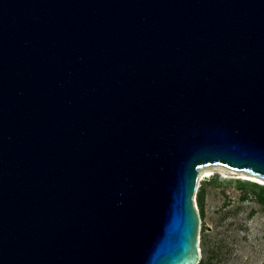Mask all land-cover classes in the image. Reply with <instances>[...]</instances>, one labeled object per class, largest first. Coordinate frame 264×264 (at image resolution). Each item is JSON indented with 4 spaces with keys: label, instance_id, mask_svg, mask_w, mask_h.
I'll return each mask as SVG.
<instances>
[{
    "label": "water",
    "instance_id": "95a60500",
    "mask_svg": "<svg viewBox=\"0 0 264 264\" xmlns=\"http://www.w3.org/2000/svg\"><path fill=\"white\" fill-rule=\"evenodd\" d=\"M211 165L264 178V0H0V264H198Z\"/></svg>",
    "mask_w": 264,
    "mask_h": 264
},
{
    "label": "rangeland",
    "instance_id": "374dc122",
    "mask_svg": "<svg viewBox=\"0 0 264 264\" xmlns=\"http://www.w3.org/2000/svg\"><path fill=\"white\" fill-rule=\"evenodd\" d=\"M230 170L211 165L198 178V264H264V183Z\"/></svg>",
    "mask_w": 264,
    "mask_h": 264
},
{
    "label": "bare ground",
    "instance_id": "6f19581e",
    "mask_svg": "<svg viewBox=\"0 0 264 264\" xmlns=\"http://www.w3.org/2000/svg\"><path fill=\"white\" fill-rule=\"evenodd\" d=\"M208 167H210V166H208ZM208 167H205V168H208ZM205 168H203V169H205ZM203 169H200L199 170V177L201 178L202 177V173L204 172V171H206L207 172V170H204L203 171ZM230 172H231V170H230ZM233 172V171H232ZM239 172H243V171H239ZM234 173V172H233ZM243 174H245L249 179H254V180H257V181H259L260 182V184L262 183H264V178H261V177H257V176H254V175H249V174H246V173H244L243 172ZM250 182V181H249ZM256 184V183H255Z\"/></svg>",
    "mask_w": 264,
    "mask_h": 264
},
{
    "label": "clouds",
    "instance_id": "9594fccd",
    "mask_svg": "<svg viewBox=\"0 0 264 264\" xmlns=\"http://www.w3.org/2000/svg\"><path fill=\"white\" fill-rule=\"evenodd\" d=\"M247 181H249V180H247ZM250 182H252V181H250ZM254 183V182H253ZM257 185H259V184H257Z\"/></svg>",
    "mask_w": 264,
    "mask_h": 264
}]
</instances>
